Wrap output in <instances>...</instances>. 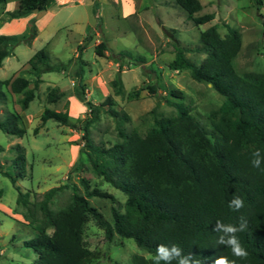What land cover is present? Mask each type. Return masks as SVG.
<instances>
[{
    "label": "trees",
    "instance_id": "1",
    "mask_svg": "<svg viewBox=\"0 0 264 264\" xmlns=\"http://www.w3.org/2000/svg\"><path fill=\"white\" fill-rule=\"evenodd\" d=\"M48 1L18 0L17 8L8 11L7 15L17 17L33 8L45 9ZM174 2L194 24L208 21L213 16L212 12L195 14L201 7L199 0ZM252 2L256 7L261 4V0ZM258 16L260 34L264 36V7ZM224 27L223 34L218 32L215 23L198 32L199 45L192 48L204 53L198 62L185 56L186 49L181 45H174L173 58L167 62L170 68L188 69L193 79L207 82L222 96L220 104L209 112L208 129L181 100L170 102L174 114L153 116L143 135L134 129L126 131L122 128L128 115L111 107L113 99L109 94L92 103L83 98L82 91L78 93L88 111V116L79 125L69 120L66 111L42 108L40 121L49 118L80 130L81 145L73 167L82 170L83 161L87 162L95 174L125 197L122 209L110 207V221L88 203L87 196L112 198V195L96 187L89 188L83 176H79L83 193H79L73 183H63L48 187L38 200L31 201L30 192L21 190L15 183V178L23 174L24 154L19 143L12 144L14 154L10 165L13 172L0 168V173L14 186L15 202L25 208L22 216L34 230L22 241L24 247L35 253L32 261L26 264H84L91 255L82 238V227L88 215L102 227L106 239L113 234L129 237L150 253L149 257L132 254V264H153L152 256L160 243L180 246L200 264H213L218 254L235 259L236 264H264V171L251 165L254 151L259 150L264 155V72L238 73L234 69L232 58L240 47V32L226 23ZM35 32V26L31 25L26 35L0 33V64L12 45L20 40L28 43ZM98 47L101 44L96 49ZM116 56L135 59L127 50H118ZM26 62L32 73V85L28 86V78L22 75L0 79V102L6 100V88L11 93H21L17 101L24 109L34 96L40 73L64 67L63 62H49L42 47ZM76 75L77 84L82 88L81 66ZM111 83L114 92L119 93V78H113ZM149 88L154 89L153 86ZM168 92L181 97V91L176 88ZM57 95L50 89L46 97L54 100ZM103 104L107 105L105 111L114 119L120 137L109 146L93 142L89 132V126L97 119ZM0 130L16 136L24 134L23 119L17 110H8L0 116ZM35 130L36 126L33 127ZM261 167L264 168V164ZM65 186L70 188L67 202L61 207L50 208L53 194ZM233 196L244 201V207L239 211L228 205ZM241 216L248 221V228L237 234L248 252L244 259L232 256L230 249L217 245L218 233L212 231L217 220L237 224Z\"/></svg>",
    "mask_w": 264,
    "mask_h": 264
},
{
    "label": "rangeland",
    "instance_id": "2",
    "mask_svg": "<svg viewBox=\"0 0 264 264\" xmlns=\"http://www.w3.org/2000/svg\"><path fill=\"white\" fill-rule=\"evenodd\" d=\"M199 1L201 7L195 14H213L210 20L199 24L187 18L174 0H66L60 3L49 0L45 12L31 9L17 17H9L7 12L17 8L18 0L0 3V33L18 36L26 35L31 25L36 29L28 43L20 40L3 57L0 79L22 75L28 78V86H31L32 73L26 61L41 47L49 62L64 63L60 70L40 73L34 96L24 109L17 101L21 93H11L6 88V100L0 102V116L8 110H17L25 126L21 136L0 130V168L13 172L11 146L19 143L24 164L23 174L15 178V183L21 190L30 192L31 201L38 200L48 187L63 183H73L77 191L83 193L79 181V176H83L89 188L96 187L112 195V198L87 196L88 203L110 221V207L122 209L125 197L95 174L87 162L83 161L82 170L73 167L81 145V132L53 119L40 121L43 107L66 111L69 120L79 125L88 116L83 100L97 103L109 94L113 99L111 107L128 115L122 128L134 129L143 135L153 116L174 114L170 102L181 100L208 129L209 112L220 104L222 96L207 82L193 79L188 69L170 68L167 62L173 58L174 45L183 46L184 55L198 62L204 53L192 48L199 45L198 32L211 23L216 24L220 34L225 31V23L239 30L241 43L232 58L238 73L264 72V36L260 34L258 16L264 0L257 7L252 0ZM99 44L101 47L96 49ZM118 50L129 51L135 59L118 58ZM79 66L82 67V88L77 84ZM116 77L120 80L119 93L114 92L111 83ZM171 88L180 90L181 97L170 95ZM50 89L58 94L54 100L46 97ZM80 91L83 92L82 100L78 97ZM106 108V104L100 106L97 119L89 126L92 141L103 146L120 139L115 121ZM0 189V264L29 263L35 253L24 247L22 241L34 230L22 216L25 208L15 202L14 186L1 173ZM69 193L68 186L56 191L49 207L64 205ZM82 238L91 251L84 264H132L130 258L134 253L150 256L129 237L113 234L106 239L102 227L91 215L83 224Z\"/></svg>",
    "mask_w": 264,
    "mask_h": 264
},
{
    "label": "clouds",
    "instance_id": "3",
    "mask_svg": "<svg viewBox=\"0 0 264 264\" xmlns=\"http://www.w3.org/2000/svg\"><path fill=\"white\" fill-rule=\"evenodd\" d=\"M264 164V155L259 150L252 153L251 165L253 168L260 169ZM228 205L235 211H239L244 207V201L239 196H233L228 201ZM248 228V221L245 217L241 216L237 224H225L219 220L215 222L212 231L218 233L216 243L223 245L231 250L232 256L238 259H244L248 256L247 250L241 244L238 233L244 232ZM153 264H200V261L194 258L191 253L185 254L183 249L176 244L160 243L156 246L155 255L152 256ZM213 264H236V260H230L223 254H218L213 260Z\"/></svg>",
    "mask_w": 264,
    "mask_h": 264
},
{
    "label": "crops",
    "instance_id": "4",
    "mask_svg": "<svg viewBox=\"0 0 264 264\" xmlns=\"http://www.w3.org/2000/svg\"><path fill=\"white\" fill-rule=\"evenodd\" d=\"M57 2H62V1H66V0H56ZM47 9L45 8V9H43V12H45Z\"/></svg>",
    "mask_w": 264,
    "mask_h": 264
},
{
    "label": "water",
    "instance_id": "5",
    "mask_svg": "<svg viewBox=\"0 0 264 264\" xmlns=\"http://www.w3.org/2000/svg\"><path fill=\"white\" fill-rule=\"evenodd\" d=\"M33 10H36V11H37V9H36V8H33ZM40 11H42V12H43V9H40L38 12H40Z\"/></svg>",
    "mask_w": 264,
    "mask_h": 264
}]
</instances>
